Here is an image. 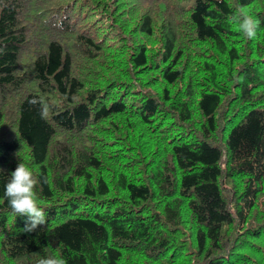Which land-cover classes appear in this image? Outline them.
I'll list each match as a JSON object with an SVG mask.
<instances>
[{"label":"trees","instance_id":"trees-1","mask_svg":"<svg viewBox=\"0 0 264 264\" xmlns=\"http://www.w3.org/2000/svg\"><path fill=\"white\" fill-rule=\"evenodd\" d=\"M241 8L264 18L0 0V264H264V25L245 38ZM20 162L46 212L31 233L4 195Z\"/></svg>","mask_w":264,"mask_h":264},{"label":"clouds","instance_id":"clouds-1","mask_svg":"<svg viewBox=\"0 0 264 264\" xmlns=\"http://www.w3.org/2000/svg\"><path fill=\"white\" fill-rule=\"evenodd\" d=\"M231 21L248 40L255 39L258 29L264 25V18L254 17L242 8L232 15ZM30 103L35 104L37 101L33 100ZM43 112H47L46 106ZM38 184L39 180L32 168L20 162L11 172L9 182L5 186L4 195L12 213L27 218L24 227L20 229L21 232L31 233L47 223L46 212L40 206L39 196L35 190ZM38 264H67V262L62 256L52 255L41 258Z\"/></svg>","mask_w":264,"mask_h":264}]
</instances>
